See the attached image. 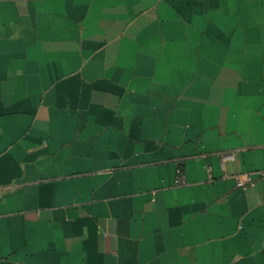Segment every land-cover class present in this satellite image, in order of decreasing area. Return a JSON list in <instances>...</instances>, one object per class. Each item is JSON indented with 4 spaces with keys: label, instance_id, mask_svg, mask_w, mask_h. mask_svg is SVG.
I'll use <instances>...</instances> for the list:
<instances>
[{
    "label": "crops",
    "instance_id": "0c3cea01",
    "mask_svg": "<svg viewBox=\"0 0 264 264\" xmlns=\"http://www.w3.org/2000/svg\"><path fill=\"white\" fill-rule=\"evenodd\" d=\"M0 264H264V0H0Z\"/></svg>",
    "mask_w": 264,
    "mask_h": 264
},
{
    "label": "built area",
    "instance_id": "2783aa9c",
    "mask_svg": "<svg viewBox=\"0 0 264 264\" xmlns=\"http://www.w3.org/2000/svg\"><path fill=\"white\" fill-rule=\"evenodd\" d=\"M235 185L239 188H244L253 180V173L251 171H241L233 174ZM183 182V178H180Z\"/></svg>",
    "mask_w": 264,
    "mask_h": 264
}]
</instances>
